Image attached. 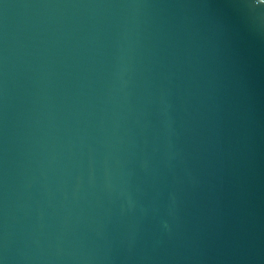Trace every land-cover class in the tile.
Segmentation results:
<instances>
[{"label": "water", "instance_id": "obj_1", "mask_svg": "<svg viewBox=\"0 0 264 264\" xmlns=\"http://www.w3.org/2000/svg\"><path fill=\"white\" fill-rule=\"evenodd\" d=\"M0 264H264V0H0Z\"/></svg>", "mask_w": 264, "mask_h": 264}]
</instances>
